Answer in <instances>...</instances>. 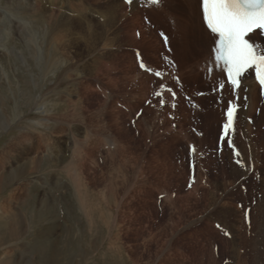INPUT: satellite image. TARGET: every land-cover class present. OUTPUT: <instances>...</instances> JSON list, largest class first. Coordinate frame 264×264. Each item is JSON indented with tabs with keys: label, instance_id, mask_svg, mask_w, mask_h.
Masks as SVG:
<instances>
[{
	"label": "rangeland",
	"instance_id": "1",
	"mask_svg": "<svg viewBox=\"0 0 264 264\" xmlns=\"http://www.w3.org/2000/svg\"><path fill=\"white\" fill-rule=\"evenodd\" d=\"M174 1L0 0V151L51 132L0 166V264H264V92L205 76Z\"/></svg>",
	"mask_w": 264,
	"mask_h": 264
},
{
	"label": "bare ground",
	"instance_id": "2",
	"mask_svg": "<svg viewBox=\"0 0 264 264\" xmlns=\"http://www.w3.org/2000/svg\"><path fill=\"white\" fill-rule=\"evenodd\" d=\"M41 1V0H40ZM163 0H159V3H161L160 6L158 7H163L162 9H164L165 4L162 5ZM180 3L174 1L175 3H177V9L179 11L182 12V15L185 17L184 21L187 23L186 25L188 26V28L191 31V36H192V40H193V45H195L197 47V51H198V55L200 56V58L198 59L197 63L200 66V68L202 67L205 70V76H207L209 79H212L213 81L216 80H220V83L222 82V84L224 85L223 89L227 90L229 89V86H232L230 81L227 78V69L225 68L223 61H216L215 58V48H216V44L214 42V40L218 39V36L214 33L211 32V30L208 28L207 23L205 22L204 18H203V8H202V0H179ZM37 2V1H36ZM86 4V2H84V0H78L77 3H75V5L72 7V9L75 11V13L77 14V16L79 15L81 19H83L86 16L87 11L84 9H81L79 6L83 7V3ZM136 2V1H135ZM67 3V2H66ZM169 3V1H168ZM171 3V2H170ZM114 4V3H113ZM110 5L109 6V10L114 11L115 9V14L112 17L111 20H116L118 18L117 14L119 13V10L117 9V6H122L124 5L123 2L121 4H116V5ZM42 5V4H41ZM183 5V6H182ZM46 6V5H45ZM174 6V4H173ZM190 7V8H188ZM52 8V7H51ZM167 9H169L167 12H163V14H165V19H181L182 17H177L175 12L174 7L172 6H167ZM177 10V11H178ZM184 11V13H183ZM5 12V11H4ZM118 12V13H117ZM6 13V12H5ZM85 13V14H83ZM180 13V12H179ZM19 14V13H18ZM4 17V16H3ZM22 19V18H21ZM69 20L68 16H64L63 18V22L64 24ZM77 23H80V21H78ZM76 25V23L74 24ZM59 27H63V25L61 23L58 24ZM59 31V30H58ZM47 33V30L45 31ZM69 32V31H68ZM60 33V32H59ZM57 36V35H56ZM63 36V35H62ZM71 36V35H70ZM44 37V36H43ZM46 37V36H45ZM58 37V36H57ZM56 37V38H57ZM249 37L251 38V40L255 43L260 45L261 47H264V36H263V30L262 29H256L254 30L252 33L249 34ZM43 39V38H42ZM47 39V38H46ZM53 39V38H52ZM63 39V38H62ZM48 40V39H47ZM39 41V39H38ZM51 42V41H50ZM40 43V42H39ZM43 43V42H42ZM2 44V43H1ZM52 44V42H51ZM50 44V45H51ZM172 44V43H171ZM48 46V45H47ZM177 46V45H176ZM44 47V46H43ZM40 48V47H39ZM55 48V46H54ZM45 49V48H44ZM42 51V50H41ZM43 52V51H42ZM49 52V51H48ZM47 52V54H48ZM41 53V52H40ZM201 54V55H200ZM46 55V54H45ZM198 56V57H199ZM197 58V57H196ZM190 63V62H189ZM186 64V63H185ZM145 65V64H144ZM187 65V64H186ZM188 67V66H187ZM255 68H250L248 69L240 78V82H239V88L236 91V94H238L239 98L240 96L244 95L243 91H241V86L245 85V80L247 77V74L249 73V71L252 72L253 75V79L250 78L248 80L250 87H249V94L252 96H254L257 91L259 90L260 83L257 80V76L255 74ZM223 75L226 76L228 83L223 82ZM197 77V76H196ZM247 82V80H246ZM153 83V82H152ZM188 86V85H187ZM262 91L264 92L263 88L261 87ZM176 93V92H175ZM264 95V93H263ZM249 97V96H248ZM6 103V102H5ZM42 103V102H41ZM4 104V103H3ZM3 107H5L3 105ZM37 108L41 109L44 112V115H48L49 112L43 108V105H39ZM235 108V107H234ZM4 110V109H3ZM2 110V111H3ZM228 112V111H227ZM237 114L235 113V118H234V122H233V127H235V123H236V119L238 117V111H236ZM227 115L225 116V123H227ZM216 119V118H214ZM211 120V119H210ZM213 120V119H212ZM51 121L48 119H43V120H39L37 122V124H35L37 127H41L42 129H50L51 128ZM36 123V122H35ZM34 125V124H33ZM47 126L49 128H45L44 127ZM32 128V126H31ZM60 129H62L61 127H59ZM42 129L39 132L41 133V131L43 132ZM74 130V129H73ZM72 130V131H73ZM24 132V131H23ZM33 132V131H32ZM36 132V131H35ZM25 133V132H24ZM37 133V132H36ZM51 133L49 131H45L44 134H47L46 137L43 136V138L41 137H37V139L33 140V138H29L24 134V137L26 138V142L27 144H23L20 148H18L19 143L24 140L21 138H18L16 141L12 140V142L7 145V147H5L2 151H0V166L2 168H4V164L7 163L8 159H13L14 157H16V155H18V153H22L23 155L25 153L29 154L31 152H35L36 154H38V151L41 150V146L45 145V143L47 142L48 144L46 145L49 146L47 150H50V142H49V134ZM43 135V134H42ZM40 135V136H42ZM22 137V136H21ZM32 139V140H31ZM31 140V141H30ZM246 140V139H245ZM243 147H245L246 143L243 145L241 144ZM11 148V149H9ZM50 148V149H49ZM245 150V148H244ZM248 154V153H247ZM246 154V155H247ZM20 154V156H23ZM46 155V154H45ZM19 158V157H18ZM48 158V157H47ZM17 160V157H16ZM30 163L28 164L26 162V165H24V167H20L19 169H17L16 172L9 174L7 177V183L9 181H13L14 177H19V176H26L28 173H34V172H38L39 171V167H37V162L34 158L31 157V159H29ZM13 161V160H12ZM10 163V162H9ZM28 164V165H27ZM52 164V162H51ZM7 166V165H6ZM52 166V165H51ZM56 166V165H55ZM208 172V171H207ZM9 173V172H8ZM50 174V173H49ZM1 175V174H0ZM3 175V174H2ZM76 175V174H75ZM5 176V175H4ZM6 177V176H5ZM28 177V176H27ZM49 177V176H48ZM20 178V177H19ZM2 179V176H1ZM5 180L1 181L4 182ZM28 180H24L22 181V183H19L18 187L16 188V190L18 189L19 191H24L26 190L29 186V182ZM13 183V182H12ZM21 184V186H20ZM5 187L7 186L6 184L4 185ZM10 187V186H9ZM12 187V186H11ZM3 188V187H2ZM1 188V189H2ZM0 189V190H1ZM18 193V192H17ZM9 199L6 200L5 204H0L1 206H10V202L13 200V198H17V199H21L22 198V193H18L16 194V192L10 193V195L8 196ZM10 201V202H9ZM13 202V201H12ZM7 208V207H6ZM5 209V208H4ZM9 210V209H8ZM1 217V216H0ZM263 237V236H262ZM247 240V239H246ZM258 240V239H257ZM262 243V242H261Z\"/></svg>",
	"mask_w": 264,
	"mask_h": 264
},
{
	"label": "snow or ice",
	"instance_id": "3",
	"mask_svg": "<svg viewBox=\"0 0 264 264\" xmlns=\"http://www.w3.org/2000/svg\"><path fill=\"white\" fill-rule=\"evenodd\" d=\"M152 2L159 3V0ZM202 8L208 28L218 36L214 40L216 61H223L231 85L238 87L241 76L253 67L260 84L264 85V47L249 37L254 30L264 29V0H202ZM140 66L145 67L143 63ZM234 112V107L228 109L226 134L233 126Z\"/></svg>",
	"mask_w": 264,
	"mask_h": 264
}]
</instances>
